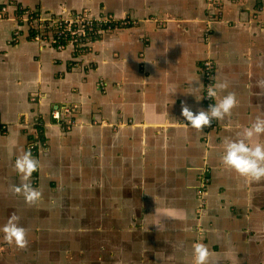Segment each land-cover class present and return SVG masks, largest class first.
<instances>
[{
  "label": "crops",
  "instance_id": "1",
  "mask_svg": "<svg viewBox=\"0 0 264 264\" xmlns=\"http://www.w3.org/2000/svg\"><path fill=\"white\" fill-rule=\"evenodd\" d=\"M3 6L10 14L22 7L45 17L112 15L129 24L89 31L93 41L82 51L71 41L56 48L54 29L36 39L26 23L0 21V228L15 212L28 240L21 254L0 232V264L21 257L36 264L50 245L68 240L63 259L72 253L85 264H194L196 189L205 176L209 264H264V179L249 182L221 159L225 138L264 115V0H0ZM206 58L215 62V85L229 84L215 103L229 91L239 103L200 132L183 125L181 108L207 110ZM197 77L192 87L200 88L193 89L187 81ZM170 88L177 92L169 95ZM53 108L61 121L51 117ZM36 135L46 147L31 153L48 166L32 174L43 194L33 205L78 211L69 220L31 223L33 205L11 191L21 183L14 159L31 150ZM62 173L76 182L66 187ZM110 180L114 186L102 187Z\"/></svg>",
  "mask_w": 264,
  "mask_h": 264
},
{
  "label": "clouds",
  "instance_id": "2",
  "mask_svg": "<svg viewBox=\"0 0 264 264\" xmlns=\"http://www.w3.org/2000/svg\"><path fill=\"white\" fill-rule=\"evenodd\" d=\"M193 81L199 83L198 77L187 83L193 89L200 88V86L192 87ZM228 87L227 81L220 82L215 87L209 86L207 96L214 98L218 94L217 90L224 91ZM176 92L175 88L169 89V95ZM188 93L193 95L192 92ZM238 103L236 93L229 91L219 102L210 105L207 110L199 109L194 113L189 106L184 104L181 108V115L188 124L183 123V125L202 132L203 127L210 126L212 120L222 121L225 117H230ZM262 136H264V115H257L249 125L242 127L236 138H225L222 163L249 182H259L264 179V140H261ZM13 166L15 172L21 177V183L11 186L12 193L22 195L28 205L41 200L42 192L34 188L31 183L32 174L40 167L39 160L33 157L31 150H25L16 156ZM20 219V216L13 212L4 226L0 228V232L3 233L5 243L25 249L28 247L27 230L20 225ZM210 255V250L203 242L201 235L193 244L194 264H209Z\"/></svg>",
  "mask_w": 264,
  "mask_h": 264
},
{
  "label": "built area",
  "instance_id": "3",
  "mask_svg": "<svg viewBox=\"0 0 264 264\" xmlns=\"http://www.w3.org/2000/svg\"><path fill=\"white\" fill-rule=\"evenodd\" d=\"M5 19L17 23H26L36 39L46 38L47 35L51 33L50 29H54L51 37L56 44V48H62L67 41H71L82 51L86 49L84 45L87 46V44H91L93 41L92 36L88 35L89 31H92L93 34L102 35L105 31H111L114 28L129 24L128 21L115 18L112 15H101L89 18H86L85 15L45 17L37 12L25 10L22 7L18 8L17 12L10 14L8 9L3 6L0 8V21ZM54 25L55 28H51ZM204 35L206 34L204 33ZM215 66V62L211 58H206L201 66V73L204 79L202 97L207 109L210 105H214L216 101V97L210 98L207 96L209 86H215ZM100 84L103 85V82L101 81ZM51 117L57 121H61L62 119L61 113L57 108H53ZM70 123L72 122L68 119L63 122L66 128L70 126ZM213 125L214 120L211 121L210 126H206L205 128L209 129ZM45 147L46 140L39 135H36L28 145V148L31 149L34 156L41 148L44 149ZM208 188L209 179L205 176L201 179L196 189L197 198L199 200L197 207L199 219L206 213Z\"/></svg>",
  "mask_w": 264,
  "mask_h": 264
},
{
  "label": "flooded vegetation",
  "instance_id": "4",
  "mask_svg": "<svg viewBox=\"0 0 264 264\" xmlns=\"http://www.w3.org/2000/svg\"><path fill=\"white\" fill-rule=\"evenodd\" d=\"M39 163H40V167H39L37 172L40 175V174H42V169L43 170L46 169L48 164H47L46 160H42V159L39 160ZM55 171H57V170H55ZM52 175H53V177L50 180H53L55 188L57 187V182H58V187H59V183H61L60 179H62L61 176L58 175V173H56V172L53 173ZM63 175L65 176L67 182L69 181L68 182L69 185H66V187H70L76 182L74 176H72L71 174L64 173ZM59 176H60V178H59ZM48 183H49V179H47L46 177H44V178L40 177L39 178V184L41 186H43L45 189H49V184ZM207 202H208V200H207ZM40 204H38V206L33 205V211L32 212L31 211H27V213H31V215H32V221L30 220L31 223L35 222V221H51V220H55V219L51 218L48 213H42V211L39 212ZM197 204H198V198H197ZM197 207H198V205H197ZM197 207H196V210H195V219H196V221L199 220ZM45 211L48 212L49 210L45 209ZM56 219L59 220V218H57V217H56ZM205 219H206V215L203 216L202 221L204 222ZM27 226H30V224H28ZM55 246L57 248L53 249V248H51L52 245H50V250L49 251L44 252L43 256L40 255V257H39V255H37L35 258H33V261H35L36 264H46L48 262L57 263V264H70L68 262V259H63V256H62L63 247H62V245L59 243V244H56ZM39 254H41L40 246H39ZM82 260L86 261V262L88 261L87 258H83ZM23 261H24V258L18 259V263H22L23 264ZM31 262H32L31 261V257H27V258H25V263L24 264H30Z\"/></svg>",
  "mask_w": 264,
  "mask_h": 264
},
{
  "label": "rangeland",
  "instance_id": "5",
  "mask_svg": "<svg viewBox=\"0 0 264 264\" xmlns=\"http://www.w3.org/2000/svg\"><path fill=\"white\" fill-rule=\"evenodd\" d=\"M69 174V173H68ZM99 181L101 182V180H98V183H99ZM103 181V180H102ZM115 181L114 180H110L109 182H107V181H104L103 182V186L102 187H104L106 184H108L109 186H111L113 183H114ZM112 186H114V185H112ZM209 188H210V182H209ZM208 188V189H209ZM198 197V196H197ZM199 201V200H198ZM40 211H42V213H48L49 214V216L51 217V218H65L66 220H69V218H72V217H75L76 215H78V211H69V210H63V209H52V210H49L48 212H46L45 211V209H39V212ZM206 215V214H205ZM204 215V216H205ZM68 217V218H67ZM201 219H202V217L200 218V221H196L197 223L194 225V232H195V239H194V241H193V244L195 243V242H197V240L199 239V237L202 235L203 237H204V231H203V224H202V222L203 221H201ZM52 229L51 230H53V229H56L57 228V226H53V227H51ZM64 229H66V230H68V229H71V227L70 226H67V227H64ZM87 229V228H86ZM70 235L71 234H66L65 235V240L66 239H68L69 237H70ZM61 245H62V247L64 248V249H70L71 250V248H72V245L70 244V240H68V241H64L63 243H61ZM73 251V250H72ZM18 252H20V249L18 248ZM21 253V252H20ZM22 254V253H21ZM72 253H70L69 255H68V257H69V262L71 263V264H85V262L82 260V258L81 257H75V256H72ZM19 257H21V255L19 256ZM40 257V256H39ZM71 257V258H70ZM21 258H24V257H21ZM18 259H20V258H18ZM223 259V257L222 256H220L219 258H218V260H222ZM43 260V259H42ZM213 260H215V259H211V261L210 262H212ZM17 264H22V263H18V261H17Z\"/></svg>",
  "mask_w": 264,
  "mask_h": 264
}]
</instances>
